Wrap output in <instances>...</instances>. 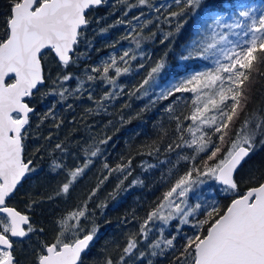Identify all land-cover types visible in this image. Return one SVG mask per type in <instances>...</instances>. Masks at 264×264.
Returning <instances> with one entry per match:
<instances>
[{
  "label": "trees",
  "instance_id": "1",
  "mask_svg": "<svg viewBox=\"0 0 264 264\" xmlns=\"http://www.w3.org/2000/svg\"><path fill=\"white\" fill-rule=\"evenodd\" d=\"M217 3L222 9L220 15L225 17L233 15L236 8L264 7V0H217ZM151 4L153 7L140 6L138 0H104L100 6L87 12L89 24L81 30L70 64L64 66L52 56L46 57L45 81L30 98V106L35 111L30 116V127L24 140V159L32 161L36 171L22 180L7 201L8 205L28 215L33 227L42 228L43 232L36 231L25 238L12 239L16 264H36L42 243H51L60 231L57 221L73 210L83 208L85 201L87 214L81 219L80 227L88 230L96 227L98 233L91 247L82 255L81 264H104L108 257L115 264L129 238L136 239L138 247L134 255L126 258L125 264H173L179 251L183 250L186 237L195 231L193 225L206 218V212L197 209L188 224L181 225L179 219L170 221L164 227L163 238L176 236L175 248L165 250L162 255L153 256L148 248L161 237L159 222L149 223L151 232L147 241L140 235L141 224L163 199L164 193L193 164L203 170V161L207 159V155L200 154L193 161L191 158L196 155L194 148L177 147L192 139V133L187 129L193 122L185 117L194 110V94L174 92L167 98L160 97L162 91L171 87L172 81L209 63L207 56L193 55L181 59V54L187 56L185 46L196 38L190 33L199 17L187 9L184 15L166 22L164 18L171 12L181 11L184 5L178 7L174 0H151ZM129 5L135 7L130 8ZM10 8L11 0H0V30ZM178 24L183 26L177 32ZM206 27L207 24L200 29V39L208 29ZM164 33L172 35L165 40ZM133 37L140 40L139 48ZM126 51H131V56L136 57L132 59L130 56L127 65L119 61ZM113 56L117 59V66L130 69L119 77H116L114 69L109 70V76L117 80L116 88L104 83L101 75L105 62L111 63ZM162 59L166 63L164 71L138 91L151 69ZM93 68L98 71L93 73ZM89 74L96 79L88 81ZM65 75L72 78L63 82L62 87L74 94L62 100L58 78ZM250 78L251 81L242 86L246 88L244 95L248 99L232 126V139L246 119H253V127L255 123L264 121V65L254 68ZM80 81L85 82L84 88L76 92ZM110 91L120 94L99 107L101 98ZM45 93L50 94L43 95ZM226 94L232 95L231 92ZM214 98L219 101V96ZM205 102L202 96L201 109ZM228 103L230 105L232 101ZM49 109L53 114L42 119ZM228 111H231L230 107ZM212 114L207 113L209 116ZM207 134L211 135V132ZM105 140L107 143L102 144L101 141ZM214 140L219 142L218 137ZM260 140H264V135L257 137L255 150L235 174L241 192L245 190L250 172L264 170V147ZM57 144H61L63 150L57 149ZM169 145L173 150H168ZM97 147L100 153L91 157L90 152ZM89 159L91 163L74 182L70 193L56 196L62 184L69 179L68 172L83 167ZM53 162L63 167L53 170ZM105 164L110 169L121 165L125 170L110 172L105 169ZM93 189H97L96 194L89 200ZM189 196L193 203L196 201L207 207L215 202L221 209H226L231 199L236 198L231 194L225 196L214 180L197 186ZM206 228L207 225L200 231L206 232ZM140 252H145V257L141 258Z\"/></svg>",
  "mask_w": 264,
  "mask_h": 264
},
{
  "label": "snow or ice",
  "instance_id": "2",
  "mask_svg": "<svg viewBox=\"0 0 264 264\" xmlns=\"http://www.w3.org/2000/svg\"><path fill=\"white\" fill-rule=\"evenodd\" d=\"M174 2L178 7L183 4L184 8L179 12H171L164 18L166 22L184 15L187 9H191L199 17L190 33L191 37L196 38L191 39L185 46L187 56L181 54V59L193 55L197 57L218 55L219 58L214 60V68L191 74L177 81L169 89L162 91L160 97L167 98L174 92L194 94V110L189 117H185L193 122L187 129L192 133V139L185 140L184 145L178 144L177 147L194 148L196 155L191 158L193 161L200 154L207 155V159L203 161V170L193 164L176 180L170 190L164 193L163 199L147 214V219L141 224L140 235L147 241L151 232L149 223L159 221L161 237L149 244L148 248L151 255H162L165 250L175 248L176 239V236L164 239V227L174 219H179L181 225L188 224L191 215L197 209H201L206 212V218L198 220L193 225L195 231L186 237L183 250L179 251V256L175 258L173 264H264V170L250 172L248 183L242 192L235 179L236 172L255 150L257 137L264 135V121L255 123L253 127V119L251 117L246 119L240 128L236 129L235 139L231 138L232 126L248 99L244 95L246 88L242 86L250 80V73L254 68L264 65V7L236 8L231 22L225 23L224 17L220 15L222 9L218 6L217 0H174ZM102 3L104 0H11L10 14L2 22L0 217L3 219L0 220V264H16L12 238H25L30 233L43 232L42 228L33 227L28 215L22 214L15 207L8 206L7 201L15 194L22 180L36 171L32 167V161L26 162L24 159V140L30 127V116L35 111L30 106V98L39 91V87L45 81L43 70L45 59L47 56H52L61 65L70 64L71 54L79 43L81 30L89 24L87 12ZM138 4L153 7L151 0H138ZM129 7L135 6L129 5ZM209 20L212 21V24L208 25L211 36L200 39V29ZM182 26L177 25V32ZM230 34L241 35L243 39L234 42L228 38ZM171 35L172 33H164V39L167 40ZM133 39L136 47L139 48L140 40L135 37ZM130 56L131 51H126L119 61L127 65ZM131 58L136 57L131 56ZM110 60L111 63L105 62L106 66L101 74L102 80L116 88L117 80L109 76V70L114 69L116 77H119L130 69L128 67L121 69L117 66L118 62L114 56ZM165 68V60L158 61L138 91ZM91 71L95 73L98 69L93 68ZM71 78L70 75L58 78L61 81L59 95L62 100L66 99L67 95L74 94L62 87V83ZM95 79L96 77L91 74L87 76L88 81ZM84 83L80 81L75 91H82ZM229 92L232 93L231 97L226 94ZM48 94L50 93L43 95ZM119 94L113 91L106 93L98 106L102 107L104 101L114 99ZM202 96L206 101L203 109L199 107ZM215 96H219V101L214 98ZM89 98L91 99V93ZM229 100L232 101L230 105ZM229 107L231 111H228ZM209 112L214 114L209 116L207 115ZM52 114V109H49L42 119ZM177 127L179 130V124ZM208 131L211 135L207 134ZM214 137H218V143L215 142ZM260 145L264 147V140H260ZM55 147L63 150L61 144ZM168 150H173L171 145ZM99 153L100 149L97 147L90 152V156L96 157ZM182 159L189 158L182 157ZM90 163L89 159L83 167L69 171V179L62 184L56 196L68 195L74 182L83 175ZM52 167L56 170L63 166L53 162ZM104 167L110 172L125 170L121 165L115 169H110L107 164ZM209 180L218 182L225 196L231 194L236 198L231 199L226 209H221L215 202L207 207L200 203L194 208L186 206L188 194ZM138 182L134 181V183ZM98 187L99 185L97 189ZM97 189L92 190L89 200L95 196ZM176 197L182 199L176 202ZM86 214L87 201L83 208L75 209L61 217L57 221L59 233L51 243H42L36 264H81L82 255L91 247L98 233L96 227L91 230L80 227L81 219L85 218ZM72 221L75 223H71ZM205 225H207L206 232H201L200 229ZM137 247L136 239L129 238L123 254L115 264H125L126 258L134 255ZM145 255V252L139 254L141 258ZM104 264H114V261L108 257Z\"/></svg>",
  "mask_w": 264,
  "mask_h": 264
},
{
  "label": "rangeland",
  "instance_id": "3",
  "mask_svg": "<svg viewBox=\"0 0 264 264\" xmlns=\"http://www.w3.org/2000/svg\"><path fill=\"white\" fill-rule=\"evenodd\" d=\"M262 4V3H261ZM250 7H256V6H250ZM241 8H244V7H241ZM234 14V13H233ZM259 15V12L257 13V17ZM224 17V22L227 23V22H231V18H232V15L231 16H228V17ZM243 19V18H241ZM212 24V21L209 20V22L207 23V27L208 28V25ZM221 31H226V29H221ZM237 32H239L240 30H236ZM211 36V31L209 29H207L205 32H204V35L202 37V39L206 38V37H210ZM230 40H233L234 42H240L242 39H243V36L241 35H237V36H233V35H229L228 37ZM210 42V41H209ZM216 58H219L218 55L217 56H211V55H208L207 56V59L209 61L208 64H205L203 65L199 70H189L188 73L184 76H182L181 78H179L178 80L176 81H172L171 82V85L176 83L177 81L183 79V78H186L188 76H190L191 74H194V73H197V72H203V71H207L208 69H211V68H214L215 67V64H214V60ZM250 81H251V78H250ZM234 87V86H233ZM193 192V190L188 194V197H187V204L186 206H190V207H195V205L197 204L196 201L193 203V199L191 200L190 199V194ZM182 199L180 197H176V202H179V200ZM192 204V205H191ZM156 222H159V221H156Z\"/></svg>",
  "mask_w": 264,
  "mask_h": 264
},
{
  "label": "water",
  "instance_id": "4",
  "mask_svg": "<svg viewBox=\"0 0 264 264\" xmlns=\"http://www.w3.org/2000/svg\"><path fill=\"white\" fill-rule=\"evenodd\" d=\"M27 162V161H26ZM218 183V182H217ZM219 184V183H218ZM230 204V203H229ZM8 206H10V205H8ZM10 207H13V206H10ZM22 213V212H21ZM22 214H24V213H22ZM26 215V214H25ZM12 239H22V238H12Z\"/></svg>",
  "mask_w": 264,
  "mask_h": 264
},
{
  "label": "flooded vegetation",
  "instance_id": "5",
  "mask_svg": "<svg viewBox=\"0 0 264 264\" xmlns=\"http://www.w3.org/2000/svg\"><path fill=\"white\" fill-rule=\"evenodd\" d=\"M14 256V255H13Z\"/></svg>",
  "mask_w": 264,
  "mask_h": 264
}]
</instances>
